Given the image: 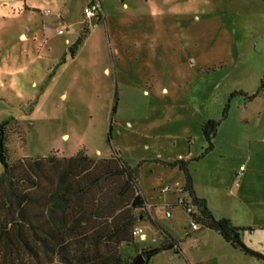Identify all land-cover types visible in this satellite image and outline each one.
I'll return each mask as SVG.
<instances>
[{
	"label": "rangeland",
	"instance_id": "1",
	"mask_svg": "<svg viewBox=\"0 0 264 264\" xmlns=\"http://www.w3.org/2000/svg\"><path fill=\"white\" fill-rule=\"evenodd\" d=\"M90 1L0 0V125L9 122L12 159L83 151L144 162L139 189L152 207L136 224L147 241L122 247L130 261L158 247L163 229L181 252L149 264H264L214 231H195L177 206L185 176L163 164L190 157L193 186L214 216L264 256V0H98L110 19L87 27ZM59 14L92 33L75 58L69 33L43 46L42 24L56 31L49 21ZM209 120L221 123L214 149L196 161Z\"/></svg>",
	"mask_w": 264,
	"mask_h": 264
},
{
	"label": "trees",
	"instance_id": "2",
	"mask_svg": "<svg viewBox=\"0 0 264 264\" xmlns=\"http://www.w3.org/2000/svg\"><path fill=\"white\" fill-rule=\"evenodd\" d=\"M89 33L83 31L72 56ZM263 91L264 79L258 93ZM115 111L113 105L112 113ZM220 124L209 120L203 125L209 146L196 161L214 149L212 141ZM8 126L9 122L0 125V264H136L139 257L131 261L124 258L122 247L134 246L132 231L138 220L147 217L143 211L149 205L139 189L144 162L131 166L118 155L96 160L83 151L71 157L51 154L14 160L9 151ZM163 164L184 174L181 192L193 204L194 212L183 211L192 222L264 261V256L243 244L242 229L228 219H217L207 201L196 195L190 159ZM161 231V244L142 250L143 264L168 251L180 252L179 243Z\"/></svg>",
	"mask_w": 264,
	"mask_h": 264
},
{
	"label": "crops",
	"instance_id": "3",
	"mask_svg": "<svg viewBox=\"0 0 264 264\" xmlns=\"http://www.w3.org/2000/svg\"><path fill=\"white\" fill-rule=\"evenodd\" d=\"M95 1H98V0H91L89 3H86L85 5H84V9L87 7V6H89V5H91L93 2H95ZM123 1V4L125 5V6H127V3H126V1L125 0H122ZM99 2V1H98ZM100 6H101V15H100V19L99 18H95V19H92V20H90V21H86V19H85V17H84V14H83V17H84V19H83V21H82V23H83V26H85L86 24L88 25L87 27H90L89 25H91V24H93L94 23V21L96 20L97 22H104L105 24L107 23V19H110V17H108L107 18V16L104 14V10H103V6L101 5V3H100ZM49 13V12H48ZM84 13V12H83ZM112 19H113V17H112ZM86 22V23H85ZM49 23H50V25L52 26V27H56V31L55 30H50L49 28H47V25L43 22V29H42V31H43V37H44V42H43V46L45 45H48L49 44V35H51V34H56V35H59V36H65L66 35V33H69V34H67L70 38H66V40H65V43H66V45L70 48L71 47V45L73 44V41H75L76 40V42L75 43H77V41L79 40V38L81 37V34H82V31L84 30V27H83V30H79L78 28H79V25H80V23L79 24H77V25H74V24H72V23H69V21H67V19L66 18H64V16H62V14H59V15H56L55 17H53L50 21H49ZM85 24V25H84ZM62 26H67V29L65 30V32L63 33V34H59V30H60V28L62 27ZM91 31V30H90ZM53 35V36H54ZM91 35H92V33L90 32L89 33V36H88V38L84 41V43L85 42H87V41H89V39L91 38ZM20 37L22 38V37H24L25 39L24 40H26L28 37L25 35V34H21L20 35ZM28 40V39H27ZM83 43V44H84ZM82 44V45H83ZM86 44V43H85ZM82 45H80L79 47H78V49L76 50V53H75V56H72L73 58H75L76 57V55H77V52H78V50H79V48L82 46ZM74 46L75 45H73V47L70 49L71 51H72V49H74ZM190 156H191V154H190ZM186 158H188V159H190V157H186ZM176 170H178V169H176ZM244 175V172H243V174H240V172L236 175L237 176V178L238 179H240L242 176ZM246 177L247 176H244V178L246 179ZM181 186H183V184H180ZM194 189H195V192H196V195L199 197V198H202V199H204L203 197H201V195H199V193L196 191V188L194 187ZM206 200V199H205ZM207 204H208V207H209V203L207 202ZM209 209H210V207H209ZM211 210V209H210ZM169 212V211H168ZM213 213V212H212ZM153 220H155V218H154V216H153ZM162 230V229H161ZM174 241H176V239H174V237H173V235H171L168 231H166V230H164ZM195 231H198V230H195ZM211 231V230H210ZM178 242V241H177ZM180 252H181V249H180Z\"/></svg>",
	"mask_w": 264,
	"mask_h": 264
},
{
	"label": "built area",
	"instance_id": "4",
	"mask_svg": "<svg viewBox=\"0 0 264 264\" xmlns=\"http://www.w3.org/2000/svg\"><path fill=\"white\" fill-rule=\"evenodd\" d=\"M100 15H101V6H100V3L98 1L93 2L91 5L87 6L84 9V17H85L86 21H90L92 19L98 18V16H100ZM66 29H67V26H62L59 30V34H63ZM243 172H244V168L242 167L240 169V174H243ZM181 190H182V186L180 184H177L176 190H175V192L178 195L177 206H179L180 208L185 210L187 213H193L194 212L193 204L191 203V201L186 199V197L181 192ZM171 191H172V188L170 186H166L165 188H163V192H165V193H169ZM148 208L151 209V206L149 205ZM170 216H171V213L169 211V212H167V217H170ZM192 227L194 230H199V226L197 224H195V222H192ZM132 235L134 238L139 239L142 242L147 241L145 231L140 226H136L133 229ZM154 242H156V240H154Z\"/></svg>",
	"mask_w": 264,
	"mask_h": 264
},
{
	"label": "water",
	"instance_id": "5",
	"mask_svg": "<svg viewBox=\"0 0 264 264\" xmlns=\"http://www.w3.org/2000/svg\"><path fill=\"white\" fill-rule=\"evenodd\" d=\"M145 262H146L145 258L143 256H139L138 262L136 264H143Z\"/></svg>",
	"mask_w": 264,
	"mask_h": 264
}]
</instances>
